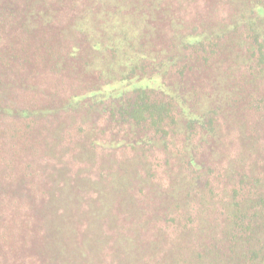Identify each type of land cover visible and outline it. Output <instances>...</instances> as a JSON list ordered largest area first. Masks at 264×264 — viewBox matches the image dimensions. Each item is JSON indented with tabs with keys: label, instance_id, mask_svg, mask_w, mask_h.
<instances>
[{
	"label": "trees",
	"instance_id": "obj_1",
	"mask_svg": "<svg viewBox=\"0 0 264 264\" xmlns=\"http://www.w3.org/2000/svg\"><path fill=\"white\" fill-rule=\"evenodd\" d=\"M44 30L61 38L37 55L27 43ZM3 42L0 118L38 114L3 104L22 61L79 59L95 81L43 118L82 111L76 169L47 140L40 193L20 178L8 191L0 165V264H42L23 256L33 224L45 264H264V0H0Z\"/></svg>",
	"mask_w": 264,
	"mask_h": 264
},
{
	"label": "rangeland",
	"instance_id": "obj_2",
	"mask_svg": "<svg viewBox=\"0 0 264 264\" xmlns=\"http://www.w3.org/2000/svg\"><path fill=\"white\" fill-rule=\"evenodd\" d=\"M217 0H206L207 3L212 4L213 2H216ZM225 6V13H227L228 10L231 9V6L229 4H222L221 9ZM9 36L11 37L10 40L7 41L8 46H13V48H17L18 42L16 34L9 32ZM54 37V38H53ZM40 38H43L46 40L49 45L56 48L57 47V41L61 38H56L55 32L44 30V32H39L37 35L33 36L31 39L29 38V44L32 47L33 51H36L37 55H42L44 53V48H40L39 41L42 40ZM10 41V42H9ZM14 41V42H13ZM32 42V44H31ZM12 44V45H10ZM36 46H38L36 48ZM5 42H3V45L0 46L1 49L6 48ZM27 47V46H25ZM32 50H25L26 55H30L32 53ZM1 52V51H0ZM24 55V52L22 56ZM0 56H3V53H0ZM78 57H82L80 53H77ZM65 64L61 63L58 66H54V71H51L49 68H43L42 59L36 63L31 62H21V66L19 69L21 71L17 72V69H14V72L11 73L10 70H7L8 77L5 78V83L10 79V84L13 88H15L13 91L10 90V88H4V102L3 104L8 107L10 111H15V109H22L26 108L29 110L38 111V117L40 118L35 125L31 123V120L35 118V116H31V118L27 116H21L18 117L17 120L15 117L5 114L4 117L0 118V165L3 169L2 173L4 176V179H6V184L8 187V191L15 190L16 187L12 186L10 183V179L15 180L16 178H20L25 182L26 185L29 186L32 180H35L34 188L37 190L38 187H41L42 185H47L46 183V176L41 175L40 169L37 167V164L41 162V155L37 153L38 151V142H43L47 140V143L58 144V151L59 154H62L60 156V159L66 160L67 162L70 161V167L72 169H76L80 164L77 162L76 159V153L78 150V145L82 141H87L86 136H88V127L86 122H82V111H71L69 109L65 111H61L60 114L57 115L56 118L50 117V123H44L46 120H44V117H48L49 115V108L52 110V107L48 106H56L53 108H58L57 106H61V103L64 102V99L68 96L72 95L73 93L79 92L82 89H86L89 87L90 82H94V77L91 76L89 73H83L82 70L79 68V64L81 60L79 59H72L65 58ZM1 65V62H0ZM14 66V65H11ZM17 65L15 66V68ZM42 67V69H41ZM51 67V66H50ZM53 68V67H52ZM80 70V71H78ZM37 71L36 76H32V73ZM16 72V73H15ZM23 73H30V75H24ZM53 74V76H52ZM29 76V78H24ZM198 78L200 80H205L206 84L208 85V82L206 79H209L208 75H205L206 78H202L200 74H197ZM199 79H193L192 82L199 83ZM24 80L27 81V84H29L30 89L29 90H23L18 87L17 83H22ZM9 83V82H8ZM6 83V84H8ZM43 104L46 108H44ZM41 107V108H40ZM62 115V116H61ZM77 115V116H76ZM74 118L72 119V117ZM99 116L92 117V120L96 122L97 124L93 126L96 129H100L102 126V119H99ZM73 124L76 121L78 122L76 125H68L69 123ZM50 125V126H49ZM62 127V131L60 130ZM84 129V130H82ZM86 132V133H85ZM52 136H54L52 138ZM177 137L173 140V145L178 146V144L181 145V142L183 141V134L179 131L177 132ZM52 138V139H50ZM103 142V141H102ZM68 149V151H65V149ZM70 149V151H69ZM49 157L51 159L58 160V156L52 157L54 155L53 150L48 151ZM129 155V152H126ZM159 155V153H156ZM48 157V158H49ZM164 176V175H162ZM33 185V184H32ZM32 185L30 187H32ZM7 189V188H6ZM42 188H39L37 192ZM43 190V189H42ZM147 191L146 189H144ZM40 193V192H39ZM3 197L5 196V193L1 194ZM24 200V199H22ZM26 200V198H25ZM38 203V201H37ZM39 204V203H38ZM27 211L25 213H28V215L32 216L33 212L35 211V204L30 208L27 204L23 205ZM22 206V208H23ZM22 211V210H21ZM4 212V216L8 215ZM12 215V214H11ZM27 216V215H26ZM21 217V215H20ZM25 219L18 218L17 224L19 223L22 226L21 230L26 229L24 227L23 221L27 222L30 226L29 222V216L25 217ZM36 218H38L35 215ZM15 224V225H17ZM38 225H34L29 228V231H32V237L33 238H25L27 239V247L24 249L26 250V253H23V256L32 255V260L37 262V260H41L42 264H45V260L43 258V255H41L42 258H38L37 255L40 254V252L35 248L38 245V242H41L38 240L40 235L34 234L33 230H36ZM43 236V235H42ZM36 240V241H35ZM6 243V244H5ZM0 244V247L7 248L10 247V245L5 242ZM62 243V240H61ZM5 244V245H4ZM43 251V248L41 249ZM6 253L10 252L5 250ZM29 254V255H28ZM19 258V257H18ZM1 260V259H0ZM29 258L24 257V263H28ZM6 264H18L19 261L14 259H9Z\"/></svg>",
	"mask_w": 264,
	"mask_h": 264
}]
</instances>
